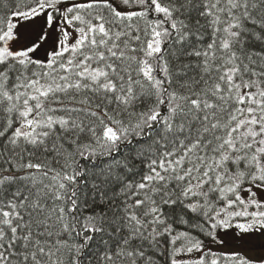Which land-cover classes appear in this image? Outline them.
I'll return each mask as SVG.
<instances>
[{
    "label": "snow or ice",
    "instance_id": "6c2138e0",
    "mask_svg": "<svg viewBox=\"0 0 264 264\" xmlns=\"http://www.w3.org/2000/svg\"><path fill=\"white\" fill-rule=\"evenodd\" d=\"M0 264H264V0H0Z\"/></svg>",
    "mask_w": 264,
    "mask_h": 264
}]
</instances>
